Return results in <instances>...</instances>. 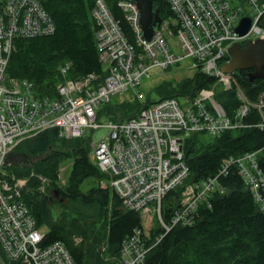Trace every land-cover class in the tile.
<instances>
[{
  "label": "built area",
  "instance_id": "obj_1",
  "mask_svg": "<svg viewBox=\"0 0 264 264\" xmlns=\"http://www.w3.org/2000/svg\"><path fill=\"white\" fill-rule=\"evenodd\" d=\"M167 2L174 16L162 18L148 41L143 37L139 7L129 0L119 1L134 36L130 42L105 0H96L90 13L105 76L68 78L71 65H60L63 79L52 97L37 95L32 82L7 74L16 40L52 34L55 24L51 15L41 0H0V264H77L63 241L44 244L43 226L22 198L31 177L43 183L48 179L35 173L17 177L4 168L6 158L24 140L51 129H57L65 139L92 134L101 126V110L113 96L132 92L141 99L139 90L146 80L162 76L186 60L185 69L218 77L222 91L235 89L241 102L234 116L218 102L213 87L205 88L194 96L166 98L146 106L130 119L110 121L105 138L97 143L91 138V156L107 176L100 187H110L123 207L140 213L149 226L157 213L159 225L168 231L171 225L164 222L161 205L170 191L184 186L188 179L186 139L194 133L216 137L241 128L252 110L260 115L258 128L264 129V94L251 102L235 73L221 72V66L230 61L229 50L234 44L264 39V0ZM244 17L250 18L251 27L240 36L237 27ZM259 154L254 151L225 160L221 173L226 175L228 167L235 166L264 212ZM224 190L218 177L187 184L172 226L190 224L199 205ZM161 236H155L156 243ZM152 238L142 222V228L122 244L123 263L143 264Z\"/></svg>",
  "mask_w": 264,
  "mask_h": 264
},
{
  "label": "trees",
  "instance_id": "obj_2",
  "mask_svg": "<svg viewBox=\"0 0 264 264\" xmlns=\"http://www.w3.org/2000/svg\"><path fill=\"white\" fill-rule=\"evenodd\" d=\"M119 1L105 0L129 41L134 42L131 28L118 7ZM41 2L54 21L55 31L46 36L17 39L7 68L8 76L28 80L33 83L37 95L52 97L56 96L57 85L63 79L60 65H71L68 78L77 79L90 74L104 77L95 40L96 25L90 13L96 0ZM154 2L163 19L174 16L167 0ZM248 73L242 70L234 75L246 97L257 102L264 94V77L250 81ZM218 80L216 76L196 70L191 77L178 83L164 80L157 84L147 93L145 102L140 103L137 97L128 101L111 100L102 108L101 114L107 113L110 120L116 122L130 119L146 106L166 98L194 96L201 89L216 86ZM234 90L220 91L216 96L229 116H234L241 106ZM259 121V113L252 110L243 119L241 128L216 137L194 133L186 139L188 179L184 186L170 191L161 205L164 222L171 225V229L163 231L160 225L154 229L143 264H264V212L235 166L228 167L226 175L221 173L225 160L260 151L259 168L264 174V129L258 128ZM90 142L88 135L65 139L59 136L57 129L47 130L24 140L14 150L26 157L40 155L44 159L28 170L12 166L9 170L14 169L19 176H29L30 172L36 171L50 179L48 196L38 191L40 182L36 177L29 179L22 192V198L38 225L47 227L45 245L63 241L77 264H124L122 244L142 228V216L124 208L121 198L110 187H100V182L107 180V176L93 160ZM69 160L73 163L68 183L60 187L59 168ZM215 177L225 192H216L210 196L209 203H201L190 224L172 226L185 186ZM89 178L98 181V185L83 191L82 184ZM56 190L60 192L58 198L54 195ZM52 195L63 209L57 219L51 209ZM100 224L107 229L101 237L107 245L104 252L97 248L101 233L94 229ZM161 234L156 243L155 236ZM76 237L82 241L77 243ZM91 239L95 242L91 243Z\"/></svg>",
  "mask_w": 264,
  "mask_h": 264
},
{
  "label": "water",
  "instance_id": "obj_3",
  "mask_svg": "<svg viewBox=\"0 0 264 264\" xmlns=\"http://www.w3.org/2000/svg\"><path fill=\"white\" fill-rule=\"evenodd\" d=\"M129 1L135 3L139 7L143 37L150 41L162 21L159 6L154 0ZM240 21L237 32L240 36H244L251 27V20L249 17H244ZM229 55L230 61H228V63L225 62V64L221 66V72L225 75L246 70L249 71L248 76L250 81L264 77V39H257L256 41H252L251 39L247 41L244 46H242L240 42L236 43L230 48ZM42 159L44 158L40 155L26 157L22 153H12L6 158L4 168L7 169L12 166L22 170H28ZM54 195L58 198L60 192L56 190ZM50 198H53V195L50 196Z\"/></svg>",
  "mask_w": 264,
  "mask_h": 264
},
{
  "label": "rangeland",
  "instance_id": "obj_4",
  "mask_svg": "<svg viewBox=\"0 0 264 264\" xmlns=\"http://www.w3.org/2000/svg\"><path fill=\"white\" fill-rule=\"evenodd\" d=\"M242 43L245 44V42H242ZM185 64L186 65L188 64V60L181 62V64L178 66H174L170 71L163 73L162 76H158L156 74L152 79L146 80L145 83H143L141 89L139 90L142 92V98L139 99L140 103L145 102L147 99L146 98L147 93L150 92L152 90V88H154V86L161 83L162 81L169 80V81H173L174 83H178V81H181L184 78L191 77L195 71L185 69ZM213 89H215L216 95H217V93L222 91V87L220 84H217L215 88L213 87ZM134 98L135 97L133 96V93L129 92V93H126L124 95L113 96L111 98V100H114V99L117 100L118 99L120 101H123V100L128 101V100H132ZM108 103H106V104H108ZM106 104H104V105H106ZM110 121H112V120H110V118L107 116V113L104 114L100 118V120H98V122L101 126L98 129L94 130V132H92V134L89 132L87 135L89 137H91L95 143L99 142L100 140H102L103 138H105L109 134V127L107 125L109 124ZM72 163H73L72 160H69L68 162L60 165L59 175H58V184L60 187L67 185L68 177H69L68 174H70V172H71ZM9 168L7 169V172L9 174H14L17 177H25V176L17 175V173L14 172V169L11 168V170H9ZM32 173L39 174L36 171H32V172H30L29 175H31ZM39 175H41V174H39ZM39 182L40 183H39L38 191L41 193V195H47L48 196L49 191H50V188H49L50 187V179L46 180L45 183H43L41 180H39ZM97 185H98V181H96L93 178H89L82 184V189H83V191H87L91 187H94V186L96 187ZM56 199L57 198H55V197L51 198L50 203H51V209H52L54 218L57 219L59 217V214L63 211V209H62L60 203L58 202V199L57 200ZM181 201H182V199H181ZM181 201H180V204H181ZM153 213H155V212H153ZM142 222L147 227V232L149 233V235L153 234L154 229L157 228L159 225L158 214L155 213V216H153L151 226L148 225L147 221L144 218H142ZM94 229L96 231L98 230L101 233L100 239L98 240V241H100V243L98 244L97 248L101 249V251L104 252L107 249V245L105 244L104 238H101V237H102V234L106 233L107 229H105L104 226H101V224L97 225ZM41 232L47 233V227L43 226L41 228ZM75 241L77 243H79L82 241V238L76 237ZM90 241H91V243L95 242L92 239ZM88 243H90V242H88ZM121 257H122V252H121ZM122 261H123V258H122Z\"/></svg>",
  "mask_w": 264,
  "mask_h": 264
},
{
  "label": "flooded vegetation",
  "instance_id": "obj_5",
  "mask_svg": "<svg viewBox=\"0 0 264 264\" xmlns=\"http://www.w3.org/2000/svg\"><path fill=\"white\" fill-rule=\"evenodd\" d=\"M242 46H244V44L241 42Z\"/></svg>",
  "mask_w": 264,
  "mask_h": 264
},
{
  "label": "bare ground",
  "instance_id": "obj_6",
  "mask_svg": "<svg viewBox=\"0 0 264 264\" xmlns=\"http://www.w3.org/2000/svg\"><path fill=\"white\" fill-rule=\"evenodd\" d=\"M260 207V206H259Z\"/></svg>",
  "mask_w": 264,
  "mask_h": 264
}]
</instances>
